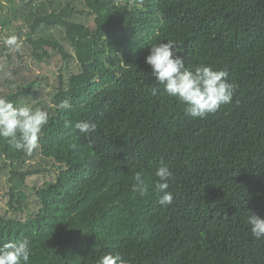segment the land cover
<instances>
[{
    "label": "trees",
    "instance_id": "trees-1",
    "mask_svg": "<svg viewBox=\"0 0 264 264\" xmlns=\"http://www.w3.org/2000/svg\"><path fill=\"white\" fill-rule=\"evenodd\" d=\"M168 40L186 67L226 70L232 102L186 116L145 63ZM0 97L50 114L30 156L0 138V245L27 238L28 264H264L248 225L264 218V0H0Z\"/></svg>",
    "mask_w": 264,
    "mask_h": 264
},
{
    "label": "clouds",
    "instance_id": "clouds-1",
    "mask_svg": "<svg viewBox=\"0 0 264 264\" xmlns=\"http://www.w3.org/2000/svg\"><path fill=\"white\" fill-rule=\"evenodd\" d=\"M24 39L15 34L6 35L2 43L10 52H20ZM178 44L172 40L160 42L149 48L145 63L151 68V76L156 85L163 86L168 97L174 98L183 106L186 116L204 119L217 113L222 106L232 102L236 85L228 80V72L201 65L190 69L185 66ZM157 87L151 89V95L157 94ZM59 110H68V99L61 101ZM48 111L29 104L16 105L7 98L0 97V138L7 140L17 151L31 155L40 147L42 130L49 123ZM74 127L79 133L89 136L96 132L97 125L89 121H77ZM173 173L162 164L155 171L154 191L159 194L158 203L169 206L173 202V193L169 191L168 181ZM131 191L139 196L147 193V185L139 173L135 176ZM251 236L256 240L264 239V218L255 214L248 217ZM29 240L27 238L9 241L0 245V264H28L30 259ZM99 264H128L120 253H108L100 258Z\"/></svg>",
    "mask_w": 264,
    "mask_h": 264
}]
</instances>
